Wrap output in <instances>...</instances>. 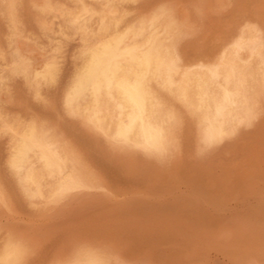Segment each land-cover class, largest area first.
I'll return each mask as SVG.
<instances>
[{
    "label": "rangeland",
    "instance_id": "obj_1",
    "mask_svg": "<svg viewBox=\"0 0 264 264\" xmlns=\"http://www.w3.org/2000/svg\"><path fill=\"white\" fill-rule=\"evenodd\" d=\"M2 1L0 0V7L2 6V9L0 8V41L3 44V46H1L2 44L0 43V90H2L0 91V189L4 193L5 199L3 201L0 200V248L7 240L10 241L12 239L13 243L16 241L19 248L21 250L24 249V253L23 250L21 251L22 264H72L74 260L83 258L84 255L81 256V254H83L86 250V246L87 249L89 248L88 250L93 251L95 249L94 252L97 253L98 257L102 260L104 259L103 261H108L109 264H264V79L260 78L256 73V60H254V62L252 61L250 66L251 69L249 68L252 73L248 74V79L250 80L251 85L256 88H253V90H255V92H253L255 93L256 98L255 107L251 113V115L254 116H250L248 120L239 122V124L235 126L238 129L231 127L228 131L229 133L227 132L228 134H225V137L223 136L224 138L221 137L220 139L212 142H209L204 138L205 136L199 128L195 126H191L189 128L184 127L178 133L176 132L175 140H173L172 146L173 148L175 147V149L173 151L172 148V152L174 154L171 152L169 154L163 153L157 155L151 151L145 152L146 150L141 151V149L139 150L131 147L123 148L117 145L118 149L116 144L114 145V142L109 138L108 140L112 143V145L111 143L108 144L106 137H104L105 135L102 136V133H98L93 126H89L88 122L85 123L82 117L73 115L75 116L74 118L72 115L68 114L66 110H64L63 103V97H65L67 92V86L71 79V73L75 65L73 60L74 62L76 61L79 53L86 46L99 39V37H105L108 34L109 29L112 28H108V25L113 26L114 23L116 24L114 21L120 20L117 22L116 26L118 25V28H122L126 23H139L143 20L140 15L147 18L153 15L156 10L160 9H165L164 11L167 12L166 19L168 17L177 16L176 18L178 19L179 25L171 30L168 45L171 50L173 49L172 51L175 56L177 55V52H179V56L176 57L178 58V63L184 65L186 68L188 67L189 71V69L192 70L194 68L201 67V65L203 67L205 64L207 65L209 63L208 61L212 62L215 60L221 53V50L223 51L229 49L228 47H230L232 44L231 42H233L231 41V38L233 36L236 38L238 33H248L249 31L254 33L255 36L257 35L259 38L258 41L260 40L259 42L262 43L263 47H261V50L263 51L264 23L262 22H264V0H237L238 2L236 0H136L137 2L135 0L130 2H126L124 0H99V2H96L98 0H81L84 5L81 4L80 0H72L70 4L68 1L71 0H65L66 2L64 0H58L60 3L57 0H49V2L51 1L50 7H45L44 5L39 4L36 0H17L16 8L17 11L19 10L18 12L20 15L17 11H15V17L16 19H21V21H23V19L27 21L26 23L23 22L25 28H23L21 34L18 35L9 30L10 23L4 15ZM18 2H20V4ZM104 2L106 4H104ZM112 2H116L117 4H113ZM128 3L132 7H130ZM243 3H245V5ZM136 4L137 6L134 7ZM163 4L169 9L166 10V7L164 8ZM68 5H70V8L68 7V9H65ZM115 5L120 7H116ZM122 5H124L123 7H126L123 8ZM57 6L61 9L63 7L62 10L64 12L62 11V13H60L56 9ZM127 6L129 7L127 8ZM82 7L85 9V12L82 15L81 20L76 22L75 14L77 11L81 10ZM154 8L157 9L154 11ZM32 9H34V11ZM151 10L154 13H150ZM185 10H188V12ZM26 11L28 13H26ZM33 12L35 14H33ZM143 12L146 13L142 14ZM195 12L197 14H195ZM38 13L39 15L42 13L41 16H39ZM136 13H138V15ZM25 14H27V16ZM18 15L22 16L19 18ZM187 15L189 18H186L188 17ZM65 16L67 18H64ZM104 17L106 18L105 24L101 25V20ZM245 17H248L247 20ZM33 18L37 21H34ZM179 19L180 22H184L180 23ZM259 19H262L263 21ZM40 20H43L44 22H41ZM188 20L190 21L188 22ZM49 21L50 23L53 22L51 23L52 25L48 23ZM97 21L100 23H97ZM37 23L40 25H37ZM64 23L67 24L63 26ZM250 25H254L253 28ZM38 28L40 30L39 32L37 30ZM89 28L92 29L89 30ZM180 28L182 29L180 30ZM234 28L236 30H234ZM28 29H30L31 32L28 31ZM67 29H69V32ZM83 29L85 30L83 31ZM106 30L107 32H105ZM26 32L30 34H26ZM41 32L44 33L41 34ZM232 32H235L234 35ZM37 33L39 35L35 36ZM60 35L63 36L61 37ZM44 36L47 38H44L45 42L43 39ZM56 36H58V38H56ZM39 37H41L42 40ZM59 37L64 40L61 41V38ZM81 37H83V40ZM90 37L91 39H89ZM181 37L182 39L179 40ZM13 38L15 39L13 40ZM216 38L217 40H214ZM235 38L233 37L232 40ZM189 39H192V41H189ZM225 39L226 41L228 40L229 44H226L227 42ZM37 41H40L39 45ZM58 41L59 43L57 44ZM216 45H219V47L217 48ZM59 47H61V51L58 49ZM62 47L67 48L66 52ZM16 48H20L21 50L17 49L16 51ZM192 49L194 50L193 52ZM202 51L205 54H203ZM180 53H182V55L183 53L185 54L181 57ZM186 53L188 55H186ZM209 53L211 55H207ZM262 53H264V51ZM22 55H25V58ZM26 56L28 57L26 58ZM20 58H22L21 62H19ZM28 58L30 60L27 62ZM187 58L189 59L187 60ZM199 58L202 62L199 61ZM25 62L27 63L24 64ZM43 63L59 67L60 76L57 81L51 85L42 87L40 89L41 91L35 95L33 80L39 73L40 66L43 65ZM9 85L12 86L10 87ZM13 95L15 97H13ZM51 96L53 98H51ZM173 96L174 90L170 89L166 95L167 106L170 105ZM108 97L109 96L106 94L102 96L101 102L98 105L100 107L96 106L94 108L93 104L86 103L83 108L88 113H92L95 109L99 110V113L102 115H104V113L105 115L110 113L109 115L117 117V110L113 106L114 104L112 100ZM7 99L8 101H6ZM259 100H261L260 103ZM49 102L53 104H50ZM86 105H88V108ZM258 108L263 112L262 114L257 113L259 112ZM14 112L16 116L14 115ZM257 117L260 118L258 119ZM32 121L33 123H43L44 125L42 124V126L48 131L53 129V131H50L51 133L55 131L53 136L56 137L54 140L56 142L58 141V144H56L55 141L54 143L55 145H58V147L61 146L60 149H63V153H65L64 161L66 160L65 163L67 164L65 165L68 166L67 169L69 170L73 165V167L75 166V170L73 171L78 172L80 169L81 171L83 169L88 176L93 173L95 176V178H93L94 182L97 184L95 185L96 187L93 186L94 189L93 187H89L83 188L84 190L79 189V191L73 190L72 193L71 191L68 192V194L65 195L66 197H63L60 201L57 200L54 202H52L53 200H48V198H46V192L44 193V197L36 199H30L29 197L30 200L28 199L22 189L24 186L33 188L34 184L28 183L26 180L24 181V172H26L27 168L30 166L37 169V159L39 157V153L36 151H29L27 153L28 155H26L21 162L22 167L20 168L21 171H19V174L13 173V171L9 168L7 161L11 150L18 139V133L26 124H31ZM56 123L58 125H56ZM250 123H252V125ZM48 124L51 126L49 127ZM66 124L69 127L66 126ZM74 126L76 127L74 128ZM58 127L59 129H57ZM61 128H63L64 132ZM73 128L74 130H72ZM241 129L243 131L242 134ZM80 130L82 134L80 133ZM69 131L73 132L69 133ZM230 131L232 133H230ZM74 132L86 137L77 136ZM58 133L60 134L58 135ZM1 135L3 137H1ZM73 135H76L78 139H81L77 140L76 136ZM83 138L85 142L82 141ZM201 138L204 139L202 142L200 140ZM227 138H230L231 140ZM223 140H225L224 143ZM79 141L84 142V144H89V141H91L93 144L90 142V148L92 149L94 146L96 147V149H93L92 152L94 154L100 152L101 155H92L93 153L88 147L90 145L87 144L85 146ZM174 141L176 142L175 144ZM65 143H68L69 147ZM205 143L207 147L204 145ZM198 144L201 147H199ZM110 146L112 147L110 148ZM215 147L217 148L215 149ZM89 149L91 153L88 152ZM120 149L121 151H118ZM125 149L127 150L125 151ZM198 149H200V151ZM148 152H151L152 154ZM88 153L92 156H89ZM164 154L170 157H167L166 159V157L164 158ZM97 156H101L100 158L102 159L100 160ZM76 158L79 162L72 164L74 162L73 160ZM163 158L164 160L166 159L170 162L168 163L166 160V162L163 161ZM103 161H105V163ZM89 162L90 164H88ZM97 162H99V164ZM152 162L155 163V166ZM28 164L30 165L27 166ZM80 164H82L83 167ZM76 165H78V167ZM109 166L113 170L110 171ZM102 167L105 168V170ZM87 168L89 170H87ZM49 169H51L49 170L50 173L48 172L44 176V180H40L42 191H44V189H49V186L52 184H60L63 182L62 176L57 175L56 171L54 172L52 168ZM68 173L72 175V171L69 170L66 174L69 175ZM93 175L91 177H94ZM19 179H21V181ZM89 190L91 192H89ZM93 190L94 192H92ZM77 193L78 195H76ZM69 194H74V197ZM65 198H67V202L65 201ZM35 200H37V202H35ZM45 200L47 201V204H45ZM64 201L66 204L65 206ZM31 202L34 205H32ZM40 203L42 207H39L41 206ZM53 203L58 205L55 206ZM44 205H46V207ZM1 208H4L5 210ZM9 230L11 237L8 236ZM242 234H245V236ZM24 241L26 243H24ZM78 244H81L82 249ZM31 245L34 246L31 247Z\"/></svg>",
    "mask_w": 264,
    "mask_h": 264
},
{
    "label": "bare ground",
    "instance_id": "obj_2",
    "mask_svg": "<svg viewBox=\"0 0 264 264\" xmlns=\"http://www.w3.org/2000/svg\"><path fill=\"white\" fill-rule=\"evenodd\" d=\"M2 1V0H1ZM19 1V0H18ZM39 4L44 5L45 7H50L49 0H36ZM54 1V0H52ZM58 1V0H57ZM56 1V2H57ZM62 1V0H61ZM65 1V0H64ZM68 1V0H67ZM81 1V0H80ZM95 1V0H94ZM115 1V0H114ZM118 1V0H117ZM126 2H130L133 0H124ZM136 1V0H135ZM219 1V0H217ZM237 1V0H236ZM246 1V0H245ZM253 1V0H252ZM3 2V11L4 15L6 16V19L10 23L9 30L14 34H21L23 31L24 23L27 21L23 19H16L15 11H17L16 8V2L17 0H4ZM29 2V1H28ZM31 2V1H30ZM59 2V1H58ZM66 2V1H65ZM64 2V4H65ZM69 4L71 1H68ZM76 2V1H75ZM74 2V3H75ZM96 2H99L96 1ZM137 2V1H136ZM135 2V3H136ZM207 2V1H205ZM238 2V1H237ZM244 2V1H243ZM20 4V2H18ZM17 3V4H18ZM25 3V2H24ZM60 3V2H59ZM58 3V4H59ZM73 3V4H74ZM115 4L116 2H112ZM125 3V2H124ZM209 3V2H208ZM221 3V2H220ZM246 3V2H245ZM245 3H243L245 5ZM249 3V2H248ZM22 4V3H21ZM35 4V3H34ZM57 4V3H56ZM67 4V3H66ZM77 4V3H75ZM82 4V1H81ZM104 4H106L104 2ZM102 4V5H104ZM117 4V3H116ZM123 4V2H122ZM126 4V3H125ZM129 4V3H128ZM134 4V3H132ZM138 4V3H137ZM137 4L134 6L136 7ZM160 4V3H159ZM169 4V3H168ZM207 4V3H206ZM211 4V3H210ZM217 4V3H216ZM252 4V3H251ZM1 5V3H0ZM26 5V3H25ZM84 5V4H82ZM108 5V3H107ZM106 5V6H107ZM130 5V4H129ZM164 5V4H163ZM171 5V4H170ZM238 5V3H237ZM240 5V4H239ZM24 7L23 5H21ZM54 6V5H53ZM63 6V5H62ZM61 6V7H62ZM70 5L66 6L68 9ZM105 6V5H104ZM103 6V7H104ZM116 6V5H115ZM124 5H122L123 7ZM208 6V5H207ZM2 7V6H1ZM0 7V8H1ZM52 7V6H51ZM65 7V6H64ZM76 7V6H75ZM88 7V6H86ZM92 7V6H91ZM101 7V6H100ZM120 7V6H116ZM126 7V6H125ZM123 7V8H125ZM129 6H127L128 8ZM130 7H132L130 5ZM140 7V6H139ZM138 7V8H139ZM151 7V6H150ZM157 7V6H156ZM166 5H164V8ZM21 8V7H20ZM28 8V7H27ZM70 8V7H69ZM108 8V7H106ZM144 8V7H143ZM159 8V7H157ZM154 8V11L155 9ZM161 8V7H160ZM177 8V7H176ZM207 9L206 7H204ZM202 8V9H204ZM246 8V7H245ZM2 9V8H1ZM22 9V8H21ZM20 9V10H21ZM29 9V8H28ZM35 9V8H34ZM34 9H32L34 11ZM50 9V8H49ZM53 9V8H52ZM56 9L62 13V9L60 7H56ZM153 9V8H152ZM169 8L166 7V10ZM178 9V8H177ZM176 9V10H177ZM251 9V8H250ZM23 10V9H22ZM21 10V11H22ZM71 10V9H69ZM90 10V7H89ZM88 10V11H89ZM94 10V9H93ZM99 10V9H98ZM107 10V9H106ZM133 10V9H132ZM131 10V11H132ZM140 10V9H139ZM138 10V11H139ZM165 10V9H164ZM163 9L156 10L150 17H142L143 20H141L137 24L132 23H126L122 28H118L116 24L114 23L113 26H109L108 34L102 38L99 37V39L93 41L90 45L86 46L81 52L79 50V55L76 58V61L73 63L75 64L73 67V71L71 73V79L69 81V84L67 86V92L65 94L64 98V110L70 115H75L82 117L86 122H88L89 126H93L98 133H102V136L106 137L108 144L109 142L108 138L111 139L114 142V145L120 146V147H131L134 149H141V151L146 150L151 151L157 155L163 154V153H171L172 152V144L173 140H175L176 132L178 133L182 128L184 127H191L195 126L200 129V131L204 134V138L207 139L209 142L216 141L223 137L225 134H228L229 129L231 127L236 128L235 126L239 124L241 121L248 120L250 118L251 113L253 111V108L255 107V90H253V87L251 85L250 80L248 79V74L252 73L250 71V66L252 61L256 60L255 66H257L256 73L258 76L262 79H264V53L261 50L262 43L258 41V36L256 37L254 33L249 32L248 33H241L237 34L236 38L233 33V37L235 38L232 40L229 49L227 50H221V53L219 56L213 60L212 62L208 61L209 63L205 66L194 68L192 70L188 67L186 68L184 65L178 63V58H176L179 52H177V55L175 56L173 53V49L171 50L168 42L170 39V32L175 27L179 25L178 19L174 16L168 17L166 19L167 12ZM19 11V10H18ZM17 11V12H18ZM77 11V10H76ZM87 11V10H86ZM92 11V10H91ZM122 11V10H121ZM127 11V10H126ZM130 11V12H131ZM136 11V12H138ZM141 11V10H140ZM179 11V9H178ZM188 12V10H185ZM196 11V10H195ZM202 11V10H200ZM247 11V10H246ZM39 12V10H38ZM49 12V11H47ZM64 12V11H63ZM71 12V11H70ZM85 9L82 7L81 10L77 11L75 14V20L76 22H79L82 18V15L84 14ZM103 12V11H102ZM108 12V11H107ZM110 12V11H109ZM147 12V11H146ZM143 12L142 14L146 13ZM183 12V11H182ZM249 12V11H247ZM252 12V10H251ZM261 12V11H260ZM19 13V12H18ZM22 13V12H21ZM26 13H28L26 11ZM37 13V11H36ZM57 13V12H56ZM74 13V12H73ZM95 13V12H94ZM127 13V12H126ZM135 13V11H134ZM140 13V12H139ZM177 13V12H176ZM245 13V12H244ZM257 13V12H256ZM24 14V13H23ZM22 14V15H23ZM30 14V13H29ZM32 14V13H31ZM33 14H35L33 12ZM32 14V15H33ZM42 14V13H41ZM41 14L38 15L41 16ZM68 14V13H67ZM66 14V16H67ZM72 14V13H71ZM107 14V13H106ZM112 14V13H111ZM115 14V13H114ZM117 14V12H116ZM115 14V15H116ZM122 14V13H120ZM138 15V13H136ZM183 14V13H182ZM189 14V13H188ZM195 14H197L195 12ZM249 14V13H248ZM20 15V13H19ZM18 15V16H19ZM21 15V16H22ZM27 16V14H25ZM45 15V14H44ZM43 15V16H44ZM64 15V14H63ZM99 15V14H98ZM105 15V14H104ZM110 15V13H109ZM127 15V14H126ZM150 15V14H149ZM199 15V14H198ZM257 15V14H256ZM259 15V14H258ZM4 16V18H5ZM19 16V18L21 17ZM30 16V15H28ZM38 16V17H39ZM64 18H67V17ZM97 16V15H96ZM111 16V15H110ZM123 16V15H122ZM125 16V14H124ZM123 16V17H124ZM188 16V15H187ZM255 16V15H254ZM34 17V16H33ZM72 17V16H71ZM103 17V16H102ZM107 17V15H106ZM109 17V16H108ZM132 17V16H131ZM253 17V16H252ZM30 18V17H29ZM28 18V20H29ZM46 18V17H45ZM48 18V17H47ZM53 18V17H52ZM114 18V17H113ZM118 18V17H117ZM128 18V17H127ZM186 18H189L186 17ZM185 18V19H186ZM248 17H245L247 20ZM259 18V17H258ZM261 18V16H260ZM263 18V17H262ZM35 18H33L34 20ZM37 19V18H36ZM39 19V18H38ZM42 19V18H40ZM98 19V18H97ZM106 18L104 17L101 20V25L105 24ZM109 19V18H107ZM120 19V18H119ZM136 19V18H135ZM255 19V18H254ZM68 20V19H67ZM111 20V19H110ZM109 20V21H110ZM114 20V19H113ZM256 20V19H255ZM262 20V19H259ZM258 20V21H259ZM264 20V18H263ZM262 20V21H263ZM37 21V20H34ZM41 21V20H40ZM43 21V20H42ZM41 21V22H42ZM51 21V20H50ZM50 21L49 24L53 23ZM64 21V20H63ZM84 21V20H83ZM82 21V23H83ZM95 21V20H94ZM139 21V20H138ZM190 20H188L189 22ZM192 21V20H191ZM254 21V20H253ZM24 22V23H23ZM39 22V21H38ZM44 22V21H43ZM108 22V21H107ZM106 22V24H107ZM126 22V21H125ZM130 22V21H129ZM134 22V20H133ZM180 22V19H179ZM182 22V21H181ZM180 22V23H181ZM184 22V21H183ZM182 22V23H183ZM32 23V22H31ZM97 23H100L97 21ZM195 23V22H194ZM264 23V22H262ZM39 23H37L38 25ZM48 24V25H49ZM64 23L63 26H65ZM76 24V23H75ZM256 24V23H255ZM260 24V23H259ZM36 25V24H35ZM40 25V24H39ZM42 25V24H41ZM47 25V26H48ZM52 25V24H51ZM62 25V24H61ZM86 25V24H85ZM183 25V24H181ZM180 25V26H181ZM240 25V24H239ZM238 25V26H239ZM258 25V24H257ZM261 25V24H260ZM45 26V25H44ZM46 26V27H47ZM50 26V25H49ZM60 26V25H59ZM186 26V25H185ZM237 26V27H238ZM251 26V25H250ZM254 26V25H253ZM253 26H251L253 28ZM34 27V26H33ZM81 27V26H79ZM184 27V26H183ZM187 27V26H186ZM236 27V28H237ZM250 27V28H251ZM263 27V26H262ZM28 28V27H27ZM35 28V27H34ZM68 28V27H67ZM97 28V27H96ZM99 28V27H98ZM102 28V27H101ZM197 28V26H196ZM239 28V27H238ZM237 28V30H238ZM245 28V26H244ZM248 28V26H247ZM249 28V29H250ZM256 28V27H254ZM47 29V28H46ZM92 29V28H91ZM89 28V30H91ZM182 28H180L181 30ZM243 29V28H242ZM257 29V28H256ZM260 29V28H259ZM25 30V29H24ZM38 32L40 31L39 28L37 29ZM43 30V29H42ZM49 30V29H48ZM54 30V29H53ZM65 30V29H64ZM69 29H67L68 31ZM85 29H83L84 31ZM88 30V31H89ZM179 30V31H180ZM194 30V29H193ZM234 30H236L234 28ZM30 31V29H28ZM33 31V30H32ZM52 31V30H51ZM50 31V32H51ZM59 31V30H58ZM233 31V30H232ZM240 31V30H239ZM237 31V32H239ZM252 31V29H251ZM256 31V30H255ZM259 31V30H258ZM1 32V31H0ZM31 32V31H30ZM69 32V31H68ZM73 32V31H72ZM71 32V33H72ZM95 32V30H94ZM98 32V31H97ZM107 32V30L105 31ZM178 32V31H177ZM183 32V31H182ZM192 32V31H191ZM195 32V31H194ZM219 32V31H218ZM247 32V31H246ZM260 32V31H259ZM24 33V32H23ZM28 32H26L27 34ZM44 33V32H43ZM41 32V34H43ZM60 33V32H59ZM174 33V32H173ZM179 33V32H178ZM190 33V31H189ZM221 33V32H220ZM229 33V32H228ZM256 33V32H255ZM30 34V33H28ZM46 34V32H45ZM52 34V33H51ZM58 34V33H56ZM55 34V35H56ZM63 34V33H62ZM92 34V33H91ZM184 34V33H183ZM192 34V33H191ZM3 35V34H2ZM1 35V36H2ZM25 35V34H24ZM39 35L38 33L35 35ZM73 35V34H72ZM179 35V34H177ZM182 35V33H181ZM187 35V34H186ZM194 35V34H192ZM197 35V34H196ZM216 35V34H215ZM231 35V34H230ZM229 35V36H230ZM29 36V35H28ZM32 36V34H31ZM30 36V38H31ZM43 36V35H42ZM61 36V35H60ZM63 36V35H62ZM61 36V37H62ZM68 36V35H67ZM66 36V37H67ZM70 36V35H69ZM77 36V35H76ZM96 36V34H95ZM94 36V37H95ZM184 36V35H183ZM217 36V35H216ZM214 36V37H216ZM260 36V35H259ZM15 37V36H14ZM22 37V36H21ZM46 36L43 37V39ZM51 37V36H47ZM59 37V38H61ZM73 37V36H72ZM86 37V35H85ZM84 37V38H85ZM185 37V36H184ZM189 37V36H188ZM195 37V36H194ZM227 37V36H226ZM225 37V38H226ZM28 38V37H27ZM41 39V37H39ZM58 38V36H56ZM55 38V39H56ZM68 38V37H67ZM83 40V37H81ZM178 38V37H177ZM261 38V37H260ZM264 38V36H263ZM15 38H13L14 40ZM35 39V38H34ZM47 39V38H45ZM44 39V42H45ZM54 39V40H55ZM91 39V37L89 38ZM182 37L179 39L181 40ZM195 39V38H194ZM193 39V40H194ZM17 40V39H16ZM30 40V39H29ZM38 40V39H37ZM42 40V39H41ZM40 40V41H41ZM49 40V39H48ZM53 40V39H52ZM63 41L64 39H60ZM59 40V41H60ZM73 40V39H72ZM87 40V39H86ZM186 40V39H185ZM192 41V39H189V41ZM214 40H217L214 39ZM221 40V39H220ZM223 40V39H222ZM33 41V40H32ZM38 45H39V42ZM56 41V40H55ZM54 41V42H55ZM57 42V44L59 43ZM90 41V40H89ZM178 41V40H177ZM176 41V42H177ZM205 41V40H204ZM226 41V39H225ZM35 42V40H34ZM33 42V44H34ZM179 42V41H178ZM182 42V41H181ZM207 42V40H206ZM217 42V41H216ZM226 44L228 43V40L226 41ZM1 43V41H0ZM18 43V42H17ZM43 43V42H42ZM49 43V42H48ZM52 43V41H51ZM50 43V44H51ZM56 43V42H55ZM64 43V42H62ZM86 43V42H85ZM185 43V42H184ZM187 43V42H186ZM192 43V42H191ZM205 43V42H204ZM2 44V43H1ZM0 44V45H1ZM27 44V43H26ZM46 44V43H45ZM44 44V45H45ZM48 44V45H50ZM53 44V43H52ZM71 44V43H70ZM188 44V43H187ZM194 44V43H193ZM223 44V43H222ZM15 45V44H14ZM43 45V46H44ZM47 45V44H46ZM62 45V44H60ZM77 45V44H76ZM75 45V46H76ZM82 45V44H81ZM87 45V44H86ZM176 45V44H175ZM183 45V44H181ZM186 45V44H184ZM192 45V44H191ZM3 46V44L1 45ZM0 46V48H1ZM17 46V45H16ZM20 46V45H19ZM27 46V45H25ZM29 46V45H28ZM42 46V44H41ZM63 46V45H62ZM66 46V45H65ZM78 46V45H77ZM180 46V45H179ZM206 46V45H205ZM212 46V45H210ZM217 48L219 45H216ZM214 46V47H216ZM23 47V46H21ZM30 47V46H29ZM33 47V46H32ZM45 47V46H44ZM54 47V46H53ZM58 47V46H57ZM174 47V46H173ZM172 47V48H173ZM192 47V46H190ZM3 48V47H2ZM15 48V47H14ZM38 48V47H37ZM42 48V47H41ZM51 48V47H49ZM56 48V47H55ZM64 48V47H62ZM188 48V47H187ZM207 48V46H206ZM16 48L15 50L17 51ZM61 51V47H59ZM65 52L67 48H64ZM175 49V48H174ZM180 49V48H179ZM189 49V48H188ZM213 49V47H212ZM21 50V49H20ZM29 50V49H28ZM36 50V49H34ZM54 50V49H53ZM57 50V49H56ZM176 50V49H175ZM183 51L182 49H180ZM186 50V49H185ZM201 50V48H200ZM4 51V50H3ZM47 51V50H46ZM59 51V52H60ZM63 51V50H62ZM73 51V50H72ZM180 51V52H181ZM194 50L192 49V52ZM205 51V50H204ZM210 51V50H209ZM214 51V49H213ZM212 51V52H213ZM19 52V51H18ZM34 52V51H33ZM186 52V51H185ZM191 52V53H192ZM203 52V51H202ZM208 52V51H207ZM17 53V52H16ZM24 53V52H23ZM53 53V52H51ZM50 53V54H51ZM74 53V52H73ZM195 53V52H194ZM198 53V52H197ZM216 53V52H214ZM213 53V54H214ZM27 54V53H26ZM25 54V55H26ZM176 54V52H175ZM185 53H183L184 55ZM203 54H205L203 52ZM19 55V54H18ZM24 55V56H25ZM39 55V54H38ZM63 55V52H62ZM75 55V54H74ZM181 57L183 56L182 53H180ZM186 55H188L186 53ZM192 55V54H190ZM200 55V54H199ZM207 55H211L210 53ZM216 55V54H215ZM23 56V55H22ZM23 56V57H24ZM33 56V55H32ZM37 56V55H35ZM59 56V55H58ZM197 56V55H196ZM195 56V57H196ZM213 56V55H212ZM12 57V56H11ZM21 57V56H20ZM28 56H26L27 58ZM30 57V56H29ZM34 57V56H33ZM200 57V56H199ZM202 57V56H201ZM216 57V56H215ZM25 58V57H24ZM41 58V57H40ZM54 58V57H53ZM67 58V57H66ZM190 58V57H189ZM187 58V60L189 59ZM198 58V57H197ZM210 58V57H209ZM20 58V61L21 62ZM31 59V57H30ZM29 58L27 59L30 60ZM183 59V58H182ZM192 59V57H191ZM200 59V58H199ZM206 59V58H205ZM214 59V58H213ZM50 60V59H49ZM48 60V61H49ZM58 60V59H56ZM185 60V59H184ZM26 61V60H25ZM51 61V60H50ZM55 61V60H53ZM71 61V60H70ZM183 61V60H182ZM191 61V60H190ZM201 61V59L199 60ZM25 62L24 64H26ZM40 62V61H39ZM60 62V61H59ZM194 62V60H193ZM202 62V61H201ZM205 62V61H204ZM30 63V62H29ZM41 63V62H40ZM50 63V62H49ZM66 63V62H65ZM184 63V62H183ZM189 63V62H188ZM199 63V62H198ZM20 64V63H19ZM54 64V63H53ZM58 64V63H57ZM191 64V63H190ZM204 64V63H201ZM5 65V64H4ZM3 65V66H4ZM23 65V64H22ZM199 65V64H198ZM253 65V64H252ZM20 66V65H19ZM28 66V65H27ZM26 66V67H27ZM60 66V65H59ZM253 66V67H255ZM32 67V66H31ZM29 68V66H28ZM36 68V67H35ZM34 68V70H35ZM39 68V67H38ZM250 68V69H249ZM256 68V67H255ZM3 69V67H2ZM12 69V68H11ZM31 69V68H30ZM7 70V69H5ZM20 71V70H19ZM27 71V70H26ZM37 71V70H36ZM8 72V71H7ZM6 72V73H7ZM12 72V71H11ZM25 72V71H24ZM34 72V71H33ZM38 73V72H37ZM255 73V72H254ZM9 75V74H8ZM14 76V75H13ZM60 76V69L59 67L55 65L50 64H44L40 66L39 73L37 76H35L34 81V94H38L40 89L46 85H51L55 81L58 80ZM68 76V75H67ZM256 76V74H255ZM254 76V77H255ZM12 77V76H11ZM15 77V76H14ZM23 77V76H22ZM1 78V77H0ZM6 78V77H5ZM66 78V77H65ZM27 79V77H26ZM32 79V78H31ZM61 79V78H60ZM9 80V79H7ZM15 80V79H14ZM30 80V79H28ZM256 80V79H255ZM261 80V79H260ZM60 81V80H59ZM66 81V80H65ZM259 82L258 80H256ZM1 82V81H0ZM11 82V81H9ZM263 82V81H262ZM3 83V82H2ZM7 83V82H6ZM32 84V83H31ZM255 84V82H254ZM8 85V84H7ZM57 85V84H56ZM64 85V84H63ZM4 86V85H3ZM6 86V85H5ZM10 86V85H9ZM12 86V85H11ZM10 86V87H11ZM54 86V85H53ZM1 88V87H0ZM8 88V87H7ZM29 88V87H28ZM27 88V89H28ZM57 88V87H55ZM258 88V87H257ZM9 89V88H8ZM170 89L174 90V96L171 99L170 105L167 106L166 103V95ZM256 89V88H255ZM10 90V89H9ZM32 90V89H31ZM51 90V89H50ZM49 90V91H50ZM2 91V90H0ZM14 91V90H13ZM29 91V90H28ZM46 91V90H44ZM254 91V92H253ZM257 91V90H256ZM31 92V91H30ZM13 93V92H12ZM41 93V92H40ZM45 93V92H44ZM173 93V92H172ZM262 93V92H261ZM106 94L112 100L113 106L117 110L118 116L113 117V115H102L99 113V110H93L92 113H88L84 110L83 106L86 103L93 104L94 108L98 106L101 102L102 96ZM9 95V94H8ZM28 95V94H27ZM42 95V94H41ZM51 95V94H50ZM13 97H15L13 95ZM12 97V98H13ZM47 97V96H46ZM107 97V96H106ZM36 98V97H35ZM40 98V96H39ZM45 98V97H44ZM51 98H53L51 96ZM3 99V98H2ZM5 99V98H4ZM46 99V98H45ZM15 100V98H14ZM23 100V99H22ZM41 100V99H40ZM61 100V99H60ZM104 100V99H103ZM107 100V99H106ZM109 100V101H110ZM4 101V100H3ZM8 101V99L6 100ZM19 101V100H18ZM42 101V100H41ZM44 101V100H43ZM108 101V100H107ZM261 100H259L260 103ZM13 102V101H12ZM103 102V101H102ZM105 102V101H104ZM9 103V102H8ZM14 103V102H13ZM43 103V102H42ZM50 103V102H49ZM111 103V102H110ZM53 104V103H50ZM1 105V104H0ZM102 105V104H101ZM104 105V104H103ZM88 105H86L87 107ZM92 106V105H91ZM109 106V105H107ZM106 106V107H107ZM111 106V105H110ZM112 106V107H113ZM258 106V104H257ZM4 107V106H3ZM85 107V108H86ZM92 107V108H93ZM100 107V106H98ZM111 107V108H112ZM88 108V107H87ZM86 108V109H87ZM104 108V107H103ZM260 108V107H259ZM258 108V109H259ZM7 109V108H6ZM106 109V108H104ZM3 110V109H2ZM62 110V109H60ZM101 110V108H100ZM108 110V109H107ZM106 110V111H107ZM114 110V108H113ZM255 110V109H254ZM264 110V107H263ZM4 111V110H3ZM7 111V110H6ZM110 111V110H109ZM257 113H263L260 109ZM261 111V112H260ZM1 112V111H0ZM65 112V113H66ZM90 112V111H89ZM255 113V112H254ZM253 113V114H254ZM256 114V113H255ZM8 115V114H7ZM15 115V112H14ZM16 116V115H15ZM75 116H73L75 118ZM254 116V115H253ZM252 116V117H253ZM11 117V116H10ZM26 117V115H25ZM71 117V116H70ZM17 118V117H16ZM15 118V119H16ZM22 118V117H21ZM258 118V117H257ZM260 118V117H259ZM258 118V119H259ZM60 119V118H59ZM254 119V118H252ZM251 119V120H252ZM256 119V120H258ZM255 120V119H254ZM17 121V120H16ZM45 121V120H44ZM62 121V119H61ZM65 122V121H64ZM63 122V124H64ZM73 122V121H72ZM82 122V121H81ZM251 122V121H249ZM255 122V121H253ZM252 122V123H253ZM48 123V122H47ZM67 123V122H65ZM71 124V122L69 121ZM248 123V122H246ZM252 123H250L252 125ZM43 124V123H42ZM41 123H32L26 124L23 129L18 133V139L16 141V144L13 146L11 153L8 157V166L15 174H19L21 166V162L29 151H36L39 153V157L37 159L38 167L37 169H34V167L30 166L27 168L26 172H24V181L28 183H33L34 187L31 189L29 186L23 187L24 194L30 199L34 198H40L47 196L48 200H61L63 197H66L65 195L68 194V192L73 190L83 189V188H92L93 186L96 187L97 185L94 182V177H91L92 175L88 176L86 175L85 171L76 172L75 166L70 167V171H72V175H70L69 172L67 175L66 173L69 171L67 169L68 166L64 161L65 153H63V149H60L61 146L58 147V144L53 136V133L46 130ZM46 124V123H45ZM54 124V122H53ZM79 124V123H78ZM77 124V125H78ZM84 124V122H83ZM86 124V125H88ZM249 124V123H248ZM256 124V123H255ZM258 124V123H257ZM5 125V124H4ZM20 125V124H19ZM23 125V124H22ZM44 125V124H43ZM56 125H58L56 123ZM85 125V124H84ZM50 127L51 125L48 124ZM66 126H68L66 124ZM69 127V126H68ZM76 126H74L75 128ZM240 127V126H237ZM4 128V127H3ZM74 128L72 130H74ZM79 128V127H78ZM77 128V129H78ZM88 128V127H87ZM86 128V129H87ZM248 128V127H247ZM56 129V128H55ZM59 129V127L57 128ZM63 130V128H61ZM60 129V130H61ZM76 129V130H77ZM233 129V128H232ZM244 129V128H243ZM84 130V128H83ZM16 131V130H15ZM59 131V130H58ZM57 131V132H58ZM79 131V130H78ZM240 131V130H239ZM56 132V134H57ZM64 132V130H63ZM73 131H69L71 133ZM94 132V131H93ZM228 132V133H227ZM233 132V130H232ZM230 131V133H232ZM241 129V134H242ZM264 132V131H263ZM75 133V132H74ZM81 133V130H80ZM60 133H58L59 135ZM76 134V133H75ZM82 134V133H81ZM93 134V133H92ZM235 134V133H234ZM240 134V135H241ZM57 135V136H58ZM77 136H82L79 133L76 134ZM73 135V136H76ZM91 135V134H90ZM100 135V134H99ZM237 135V133H236ZM239 135V134H238ZM17 136V135H16ZM64 136V135H63ZM77 140H80L81 138ZM84 136V135H83ZM82 136V137H83ZM226 136V135H225ZM224 136V137H225ZM1 137H3L1 135ZM70 137V136H69ZM86 137V136H84ZM98 137V136H97ZM203 137V136H202ZM223 137V138H224ZM228 137V136H227ZM103 138V137H102ZM242 138V137H241ZM10 139V138H9ZM60 139V137H59ZM87 139V138H86ZM231 140L230 138H227ZM234 139V138H233ZM61 140V139H60ZM65 140V139H64ZM198 140V139H196ZM201 142L204 139H200ZM15 141V140H14ZM55 141V143H54ZM71 141V140H70ZM84 141V138L82 139ZM79 141V142H82ZM88 141V140H86ZM105 141V140H104ZM106 141V142H107ZM190 141V140H189ZM225 140H223L224 143ZM241 141V140H240ZM69 142V141H68ZM85 142V141H84ZM83 145H87L88 143H85ZM91 141H89L90 144ZM200 142V141H199ZM92 143V142H91ZM104 143V142H103ZM176 142L174 141V144ZM194 143V142H193ZM217 143V142H216ZM66 144V143H65ZM93 144V143H92ZM97 144V143H96ZM203 144V143H202ZM209 144V143H208ZM212 144V143H211ZM222 144V143H221ZM246 144V143H245ZM61 145V143H60ZM64 145V144H63ZM68 145V143L66 144ZM112 145V143H111ZM199 145V144H198ZM206 145V143L204 144ZM210 145V144H209ZM220 145V144H219ZM75 146V143H74ZM79 146V145H78ZM115 146V148H116ZM117 146V148H118ZM175 146V145H174ZM211 146V145H210ZM238 146V145H237ZM65 147V146H64ZM69 147V145H68ZM112 146H110L111 148ZM114 147V146H113ZM199 147H201L199 145ZM198 147V148H199ZM204 147V146H203ZM207 147V145H206ZM218 147V145H217ZM215 147V149L217 148ZM241 147V146H240ZM63 148V147H62ZM87 148V147H86ZM102 148V147H101ZM129 148V149H131ZM197 148V147H196ZM205 148V147H204ZM91 149V148H90ZM90 149L88 152H90ZM95 150L96 147L94 146L91 149ZM119 149V148H118ZM122 149V148H121ZM118 150V151H121ZM175 147L173 148L174 151ZM67 150V148H66ZM99 150V149H98ZM96 150V151H98ZM117 150V149H115ZM127 149H125L126 151ZM200 151V149H198ZM205 150V149H204ZM9 151V150H8ZM65 151V149H64ZM104 151V150H103ZM124 151V152H125ZM182 151V150H181ZM66 152V151H65ZM68 152V151H67ZM81 152V151H80ZM90 152V153H91ZM132 152V151H131ZM140 152V151H139ZM148 152V153H151ZM197 152V151H196ZM202 152V150H201ZM93 153V152H92ZM96 153V152H95ZM110 153V152H109ZM198 153V152H197ZM200 153V152H199ZM211 153V152H210ZM67 154V153H66ZM72 154V153H71ZM89 154V153H88ZM100 152H97L96 154L92 155H98ZM152 154V153H151ZM172 154H174L172 152ZM201 154V153H200ZM212 154V153H211ZM89 154V156H92ZM101 155V154H100ZM115 155V154H114ZM120 155V154H119ZM143 155V154H142ZM68 156V155H67ZM103 156V155H102ZM144 156V155H143ZM162 156V155H161ZM208 156V153H207ZM70 157V156H69ZM74 157V156H72ZM98 157V156H97ZM101 157V156H100ZM98 157V158H100ZM112 157V156H111ZM133 157V156H132ZM154 157V155H153ZM170 157L164 154V158ZM203 157V156H202ZM71 158V157H70ZM75 158V157H74ZM95 158V157H94ZM97 158V159H98ZM110 158V157H109ZM162 158V157H161ZM164 158L162 159L163 161ZM210 158V156H209ZM96 159V160H97ZM102 158H100L101 160ZM122 159V158H121ZM149 159V158H148ZM170 159V158H169ZM168 159V160H169ZM69 160V159H68ZM72 160V159H71ZM93 160V158H92ZM95 160V162H96ZM152 160V159H150ZM155 160V159H154ZM153 160V161H154ZM74 163L79 162L78 159L73 160ZM89 161V160H88ZM98 161V160H97ZM111 161V160H110ZM167 161V160H166ZM165 161V162H166ZM26 162V161H25ZM70 162V161H69ZM105 163V161H103ZM112 162V161H111ZM155 162V161H154ZM164 162V163H165ZM168 162V161H167ZM170 162V161H169ZM168 162V163H169ZM257 162V161H256ZM35 163V162H33ZM32 163V165H33ZM99 164V162H97ZM107 163V162H106ZM148 163V162H147ZM163 163V162H162ZM66 164V165H65ZM90 164V162L88 163ZM102 164V162H101ZM109 164V163H108ZM154 165L155 163L152 162ZM159 164V163H156ZM28 164L27 166H29ZM82 165V164H80ZM132 165V164H131ZM152 165V166H153ZM162 165V164H161ZM165 165V164H164ZM78 167V165H76ZM92 166V165H91ZM103 166V165H102ZM105 166V165H104ZM108 166V165H107ZM155 166V165H154ZM80 167V166H79ZM83 167V165H82ZM49 168H52V170L57 175L62 176L63 182L60 184H52L49 186V189H44L42 191V187L40 184V180H44V176L49 172ZM85 168V166H84ZM93 168V167H92ZM95 168V167H94ZM103 168V167H102ZM107 168V167H106ZM110 168V166H109ZM108 168V170H109ZM97 169V168H96ZM95 169V170H96ZM105 170V168H103ZM130 169V168H129ZM133 169V168H132ZM153 169V168H152ZM160 169V167H159ZM25 170V169H24ZM77 170V169H76ZM86 170V169H84ZM87 170H89L87 168ZM100 170V169H99ZM113 170L110 168V171ZM154 170V169H153ZM109 171V172H110ZM121 171V170H119ZM209 171V170H208ZM89 172V171H88ZM92 172V171H91ZM108 172V171H107ZM156 172V171H155ZM50 173V172H49ZM91 174V173H89ZM239 174V173H238ZM21 176V175H20ZM48 176V175H47ZM13 178V176L11 175ZM1 178V177H0ZM57 178V177H55ZM49 179V178H48ZM241 179V178H240ZM244 179V178H243ZM21 181V179H19ZM47 180V179H46ZM45 180V181H46ZM51 180V179H50ZM53 180V179H52ZM60 180V178H59ZM18 181V180H17ZM49 181V180H47ZM98 181V180H97ZM239 181V180H238ZM15 182V181H14ZM25 182V183H26ZM44 182V181H43ZM42 182V183H43ZM56 182V181H55ZM98 183V182H97ZM10 184V183H9ZM20 184V183H19ZM22 184V183H21ZM45 184V183H43ZM49 184V183H48ZM26 185V184H25ZM31 185V184H30ZM23 186V185H22ZM21 186V187H22ZM46 186V185H45ZM100 186V185H99ZM29 187V188H28ZM44 187V186H43ZM93 187V189H94ZM98 187V186H97ZM105 187V186H104ZM18 188V187H17ZM47 188V187H46ZM13 189V188H12ZM97 189V188H96ZM99 189V188H98ZM84 190V189H83ZM86 190V189H85ZM92 190V189H91ZM103 190V189H102ZM101 190V191H102ZM106 190V189H105ZM6 191V190H5ZM96 191V190H95ZM46 194L44 195V193ZM75 192V191H74ZM81 192V191H80ZM89 192H91L89 190ZM94 192V190L92 191ZM76 193V192H75ZM74 193V194H75ZM23 194V195H24ZM74 194L73 195L74 197ZM70 195V194H69ZM70 195V196H71ZM78 195V193L76 194ZM81 195V194H80ZM72 197V198H73ZM111 197V196H110ZM124 197V196H123ZM121 197V198H123ZM10 198V197H9ZM70 198V199H72ZM114 198V197H113ZM5 199V195L0 189V200L3 201ZM18 199V198H17ZM25 199V198H24ZM27 199V198H26ZM29 199V200H30ZM42 199V198H41ZM40 199V200H41ZM112 199V197H111ZM65 201L67 202V198H65ZM64 201V206L66 205ZM69 201V198H68ZM29 202V201H28ZM37 202V200H35ZM45 204H47L46 200L44 201ZM63 202V201H61ZM32 203V202H31ZM30 203V204H31ZM34 203V200H33ZM32 203V205H34ZM60 203V202H59ZM69 203V202H68ZM36 204V203H35ZM55 204V203H53ZM1 205V204H0ZM39 205V204H38ZM36 205V206H38ZM41 205V203H40ZM50 205V204H49ZM47 205V206H49ZM58 205V204H57ZM55 204V206H57ZM264 205V203H263ZM35 206V207H36ZM46 207V205H44ZM60 206V205H59ZM39 207H42L39 206ZM13 208V207H12ZM258 208V207H257ZM260 208V207H259ZM4 209V208H1ZM35 209V208H34ZM33 209V210H34ZM179 209V208H178ZM5 210V209H4ZM38 210V209H37ZM255 210V209H254ZM45 211V210H44ZM179 211V210H178ZM5 212V211H3ZM263 212V211H262ZM261 212V213H262ZM206 213V212H205ZM252 213V212H251ZM38 214V213H37ZM4 215V214H2ZM207 215V214H206ZM213 215V214H212ZM12 216V215H11ZM178 216V215H176ZM175 216V217H176ZM254 216V215H253ZM1 217V216H0ZM14 217V216H13ZM17 217V216H16ZM183 217V216H182ZM194 217V216H193ZM236 217V216H235ZM249 217V216H248ZM257 217V216H256ZM7 218V217H5ZM12 218V217H11ZM15 218V217H14ZM18 218V217H17ZM179 218V217H178ZM188 218V217H187ZM196 218V217H195ZM261 218V217H260ZM32 219V218H31ZM36 219V218H35ZM39 219V218H38ZM177 219V217H176ZM206 220V219H205ZM172 221V220H171ZM186 222V221H185ZM174 223V222H173ZM181 223V222H180ZM194 223V222H193ZM178 224V223H177ZM183 224V223H182ZM169 225V224H168ZM16 226V225H15ZM13 227V226H12ZM175 227V226H173ZM249 227V226H248ZM183 228V227H182ZM188 228V227H187ZM191 229V228H190ZM256 229V228H255ZM254 229V230H255ZM171 230V229H170ZM188 231V230H187ZM8 232V231H6ZM24 233V232H23ZM171 233V232H170ZM169 233V234H170ZM263 233V232H262ZM10 236V230L8 233ZM14 234V233H13ZM168 234V232H167ZM255 234V233H254ZM12 235V233H11ZM245 236V234H242ZM263 235V234H262ZM28 236V235H27ZM30 236V235H29ZM167 236V235H165ZM239 236V235H237ZM252 236V235H251ZM11 237V236H10ZM8 237V238H10ZM241 237V236H240ZM239 237V239H240ZM257 237V236H256ZM198 238V237H196ZM242 238V237H241ZM254 238V237H253ZM258 238V237H257ZM7 239V238H6ZM11 239V238H10ZM262 239V238H261ZM17 240V239H16ZM191 240V239H190ZM234 240V239H233ZM3 241V240H2ZM11 241V242H10ZM7 240L4 244H2V247L0 248V264H22V257H21V251L24 249H20L19 245H17L16 241L13 243V240ZM238 241V240H237ZM244 241V240H243ZM257 241V240H256ZM18 242V241H17ZM142 242V241H141ZM258 242V241H257ZM24 243H26L24 241ZM23 243V244H24ZM193 243V242H192ZM227 243V242H226ZM239 243V242H238ZM264 243V242H263ZM259 244V243H258ZM21 245V243H20ZM26 245V244H25ZM81 249V244H78ZM226 245V244H225ZM23 246V245H22ZM30 246V244H29ZM34 246V245H33ZM31 245V247H33ZM91 246V245H90ZM102 246V245H101ZM224 246V245H223ZM227 246V245H226ZM30 247V249H31ZM76 247V246H75ZM78 247V246H77ZM94 247V246H92ZM229 247V246H228ZM97 248V247H96ZM102 248V247H101ZM28 249V246H27ZM26 249V250H27ZM74 249V248H72ZM89 249V248H88ZM86 246V250L83 252L82 255L83 258H78L73 261L72 264H109L108 261H103L100 257H98L97 253L94 252V250H88ZM92 249V248H91ZM98 249V248H97ZM96 249V250H97ZM25 250V251H26ZM33 250V249H32ZM79 250V248H78ZM84 250V249H83ZM30 251V250H29ZM73 251V250H72ZM76 251V250H75ZM28 252V251H27ZM79 252V251H78ZM33 253V252H32ZM77 253V252H75ZM235 253V252H234ZM71 254V253H70ZM29 255V253H28ZM77 255V254H76ZM32 256V254H31ZM70 256V255H69ZM28 258V257H27ZM236 258V257H235ZM67 259V258H66ZM25 260V259H24ZM72 260V259H71ZM235 260V259H234ZM65 261V260H64ZM25 262V261H24ZM55 263V262H54ZM134 263V262H133ZM138 263V262H137ZM144 263V262H143ZM65 264V263H63ZM237 264V263H235ZM257 264V263H256Z\"/></svg>",
    "mask_w": 264,
    "mask_h": 264
}]
</instances>
